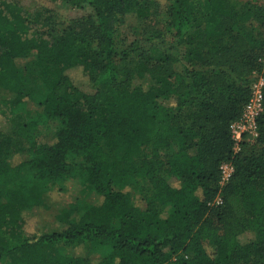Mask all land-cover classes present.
Instances as JSON below:
<instances>
[{"label": "trees", "instance_id": "16d2710c", "mask_svg": "<svg viewBox=\"0 0 264 264\" xmlns=\"http://www.w3.org/2000/svg\"><path fill=\"white\" fill-rule=\"evenodd\" d=\"M50 1L93 15L58 26L47 8L0 0L4 136L24 139L35 122L17 120L30 100L20 59L45 89L35 119L56 124L44 143L0 154V264H264V113L250 150L233 154L229 131L263 54L264 0H167L181 52L117 49L116 29L148 17L144 0ZM69 176L97 198L72 205L63 230L27 234L24 214L50 209Z\"/></svg>", "mask_w": 264, "mask_h": 264}, {"label": "rangeland", "instance_id": "374dc122", "mask_svg": "<svg viewBox=\"0 0 264 264\" xmlns=\"http://www.w3.org/2000/svg\"><path fill=\"white\" fill-rule=\"evenodd\" d=\"M26 12L33 13L40 8H47L51 11L56 25H66L70 21L85 20L93 15L92 9L87 5L71 7L63 1L52 2L50 0H14ZM255 2L259 0H240ZM149 5L148 17L145 19L128 18L126 23L116 29L113 37L119 50H132L137 48L149 50L156 49L166 52H181V47L175 38L167 32L166 18L164 15L167 0H144ZM135 45V46H134ZM21 68L24 87L29 93L30 100L24 103L23 108L18 112V121L28 123L35 120L30 125L28 132L22 138L11 135L8 141L4 136L8 131L9 123L0 114V140H7L6 144H0V154L11 153L20 147H28L31 142L42 144L46 141L48 135L55 127V123L44 122L42 119H35V111L38 108V102L44 97L45 89L37 77L33 68L32 59L25 58L18 60ZM74 81L78 88L84 92L91 93L94 88L85 77L75 75ZM148 82V79L141 80L135 78L132 85ZM5 140V141H6ZM1 143V142H0ZM253 142L245 144V151L250 150ZM173 145H171L172 149ZM29 155L30 151L27 152ZM97 195L88 189L77 176H69L62 179L59 188L51 192L52 206L48 210L38 209L35 212H26L25 231L27 234L35 232L50 233L61 231L65 228L64 216L69 212L74 204H83L94 201ZM238 240L242 243L252 241L254 234L250 231L238 235Z\"/></svg>", "mask_w": 264, "mask_h": 264}, {"label": "built area", "instance_id": "2783aa9c", "mask_svg": "<svg viewBox=\"0 0 264 264\" xmlns=\"http://www.w3.org/2000/svg\"><path fill=\"white\" fill-rule=\"evenodd\" d=\"M263 92L264 50L262 57L259 59V68L255 69L251 75L249 99L243 105L239 117L229 125V131L233 140V154L240 152L244 144L248 142L255 143L256 141L257 119L264 113ZM233 173L234 165L231 159L223 161L219 165V192L223 186L230 182ZM219 192L212 204L220 203Z\"/></svg>", "mask_w": 264, "mask_h": 264}]
</instances>
